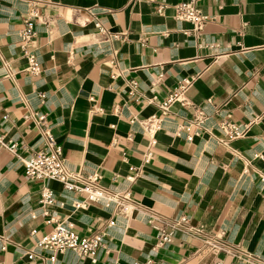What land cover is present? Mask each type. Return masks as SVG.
I'll use <instances>...</instances> for the list:
<instances>
[{
  "label": "crops",
  "instance_id": "obj_1",
  "mask_svg": "<svg viewBox=\"0 0 264 264\" xmlns=\"http://www.w3.org/2000/svg\"><path fill=\"white\" fill-rule=\"evenodd\" d=\"M181 1L0 0V264L264 262V0H198L199 30L176 17ZM32 10L37 74L25 70L20 39ZM185 78L207 115L200 125L191 105L160 108ZM35 113L68 169L131 191L128 214L101 202L79 208L85 195L53 179L56 203L42 204V183L24 167L43 147ZM152 115L162 128L149 132L142 121ZM227 116L241 135L221 128ZM181 216L200 231L158 245L152 222ZM59 222L105 233L95 262L36 246Z\"/></svg>",
  "mask_w": 264,
  "mask_h": 264
},
{
  "label": "built area",
  "instance_id": "obj_2",
  "mask_svg": "<svg viewBox=\"0 0 264 264\" xmlns=\"http://www.w3.org/2000/svg\"><path fill=\"white\" fill-rule=\"evenodd\" d=\"M198 0H183L176 5V17L185 21H189L194 28L199 30L207 21V17L202 13L197 4ZM164 7H159L162 12ZM38 13L32 10L30 16L23 21V27L20 31L21 48L27 59L26 71L30 73H40L41 66L37 55L32 48V43L36 36L35 19ZM192 83V79L185 78L179 83V86L172 91L168 97L160 104L162 112L165 114L169 110L172 103L180 101L184 104L191 105L195 109L193 122L200 125L204 122L207 115L202 107H196L187 97V90ZM33 119L39 126L44 142L43 147L24 159L25 175L29 180H37L42 183L41 199L44 206L56 203L54 193L50 187L46 185V181L53 179L61 182L65 189L74 193L84 194L85 198L76 203L79 208H86L90 203L101 202L107 206L115 204L118 208L128 214L132 209V193L130 190L120 192L113 191L102 184V176L98 172H85L83 170L68 169L62 157V148L57 143L51 128L46 120V116L41 113H35ZM142 124L147 131H158L162 128V118L152 115L144 119ZM221 128L232 134L239 136L242 132L237 128L236 124L229 116L225 117L221 123ZM191 138V136L189 137ZM0 143L5 144L0 137ZM152 143L155 140L152 139ZM12 148L14 145L11 146ZM148 152L146 160L150 157ZM264 179V176H262ZM111 223H114L113 221ZM153 227L158 231V245L170 243L178 231H186L189 233H197L200 229H196L190 225V220L186 216L179 218L165 219L159 222H152ZM105 233L101 231L92 232L88 235H80L74 229L71 223L59 222L53 230L38 239L36 246L51 251V258L54 259L56 253L73 250L87 258L92 262L96 261V252L104 244ZM213 249H224L221 245L208 241ZM151 261H148L150 263ZM134 264H142L135 261ZM213 264H221L219 261ZM246 264H264L260 260H247Z\"/></svg>",
  "mask_w": 264,
  "mask_h": 264
}]
</instances>
